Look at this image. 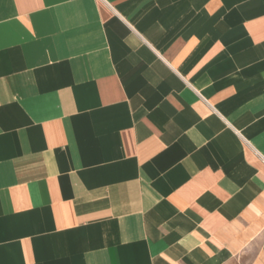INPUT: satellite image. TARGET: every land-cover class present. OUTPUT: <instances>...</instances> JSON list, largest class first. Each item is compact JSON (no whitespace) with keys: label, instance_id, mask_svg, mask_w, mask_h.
<instances>
[{"label":"crops","instance_id":"crops-1","mask_svg":"<svg viewBox=\"0 0 264 264\" xmlns=\"http://www.w3.org/2000/svg\"><path fill=\"white\" fill-rule=\"evenodd\" d=\"M0 264H264V0H0Z\"/></svg>","mask_w":264,"mask_h":264}]
</instances>
